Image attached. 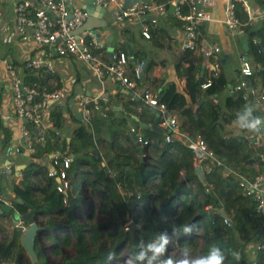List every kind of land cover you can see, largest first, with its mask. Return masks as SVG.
Masks as SVG:
<instances>
[{
    "label": "trees",
    "instance_id": "1",
    "mask_svg": "<svg viewBox=\"0 0 264 264\" xmlns=\"http://www.w3.org/2000/svg\"><path fill=\"white\" fill-rule=\"evenodd\" d=\"M252 8L255 13L264 9V0H253ZM236 12L242 22L247 21V14L239 4ZM167 20L172 25L182 24L179 18L170 14ZM263 25L264 20L259 19L252 26H244L247 42L252 36L260 39L259 51L250 44L247 50L253 52L257 63L250 80L258 91L264 87ZM118 27L122 40L113 51L123 50L129 54L127 45H130L133 54L130 64L145 62V77L137 84L147 82L145 88L154 90L152 92L160 102L179 114L180 129L191 137H202L216 161L210 162V170L201 181L193 165L192 149L184 139L172 138L167 142L168 133L140 127L139 121L158 125L161 118L154 108L140 100L135 101L133 96L118 114L111 108L104 111V115L94 110L90 122L80 121L68 142L60 141L58 137V130L65 121L62 106L55 104L50 113L54 129L48 131L43 144L35 143V153L22 169L21 180L9 183L12 207L5 209L0 201V219L4 216L11 219L14 212L29 215V219L21 218L20 226H14L10 239L0 241V264H23L22 226L27 227L34 217L46 219L40 231L52 243V252L58 253L62 247L72 248V256L63 255L61 264H122L119 254L124 246L131 253L132 264H164L165 259L169 260L168 244L162 257L151 251L154 243L159 246L161 235L168 239L173 237L175 245L189 250H195L200 242L201 258L210 256V249L216 246L225 256L224 264H264V218L256 213L253 199L242 195L237 182V175L253 179L258 170L264 169L261 158L264 140L259 136V145L254 147L247 138L250 133L237 125L251 118L246 116L245 108L251 106L254 109L255 105L243 89L234 94L226 92L228 85L236 82L237 67L229 70L221 64L219 75L201 91L191 64L184 68L181 63H175L177 76L183 72L188 76L191 95L201 93L194 106L185 107V98L177 92L173 82L149 76L155 65L154 58L149 56L147 47L136 44L131 27L127 24ZM168 41L169 34L157 27L150 44L163 48ZM186 55L184 59L189 58ZM24 72L27 80L35 81L39 86L45 85L46 79L52 76L51 72L34 69H24ZM232 72L234 76L230 74ZM215 98L220 99L219 104L214 102ZM137 106L140 109L136 110ZM260 113L254 109L252 116L260 117ZM262 113L264 115V110ZM230 125L233 127L228 128ZM131 126L135 127L134 132L130 130ZM139 137L142 139L141 152L137 145ZM11 139L12 131L3 124L0 116L2 149ZM55 150L71 157L67 170L71 190L65 194L57 191L56 179L48 176V168L38 161ZM204 184H211L213 188L206 192ZM83 190L99 196L112 213L116 211L124 219L129 215L137 227L136 232L125 230L128 220L108 225L80 223L75 207L83 199ZM151 207H156V211ZM140 209L143 213L138 212ZM86 217L91 218L90 215ZM187 225H194L189 234L183 232ZM111 226L113 229L109 230ZM0 231H5L1 222ZM253 241H257L255 247L251 245ZM33 250L37 261L27 259V264H52L44 255L39 235L34 239ZM234 252L239 253V261L232 255Z\"/></svg>",
    "mask_w": 264,
    "mask_h": 264
},
{
    "label": "built area",
    "instance_id": "2",
    "mask_svg": "<svg viewBox=\"0 0 264 264\" xmlns=\"http://www.w3.org/2000/svg\"><path fill=\"white\" fill-rule=\"evenodd\" d=\"M92 3L104 8L101 18L109 23L106 29L114 24L137 25L141 37L148 42L151 41L152 33L159 27L160 20L170 9L171 14L182 21L183 38L178 43L177 50L180 53L198 54L206 59V73L200 84L201 91L207 89L213 79L219 75L222 64L221 54L229 52L217 42L210 44L202 42V25L217 24L222 32L235 37L244 35V26H252L259 19L264 20V9L255 13L251 0H147L137 1L128 6H125V0H92ZM237 4L247 14V21L240 20L236 12ZM12 17L20 41H32L35 45L34 54L23 62V70L53 72L55 57L72 58L87 66L98 80L112 79L129 91H133L138 81L142 79L145 62L135 61L130 64V56L125 51H108L107 37L99 31L100 28L73 33L89 17L88 12L81 5H77L75 0L16 1L12 7ZM10 30L9 25H0V39ZM96 33H99V36ZM259 42L257 36H252L248 46L250 44L259 51ZM237 55L240 81L231 88V91L241 89L246 91L242 77H247L251 90L246 97L250 96L252 102L263 112L264 87L258 91L250 80L257 65L254 54L238 52ZM3 62L6 71V89L14 114L31 126L30 129L26 124H22L18 129L19 144L27 157H31L35 153V143L43 144L48 131L54 129L50 116L51 109L60 102L64 90L62 87L48 89L46 85L39 86L37 82L27 80L25 72L17 69L10 59H4ZM194 76L199 77L198 74ZM183 82L186 91L190 93L187 75ZM200 95L201 93H196L193 100H197ZM139 99L142 104L157 111L161 118L158 125L169 131L165 140L169 142L172 138L184 139L192 149L193 165L200 166L203 175L209 172L210 162L216 160L205 140L199 135L191 137L187 132H183L175 111L169 110L151 90L143 88ZM108 100V93L104 89L99 90L94 97L89 95L74 97L81 117L87 123L90 122L94 110L101 111L104 115V111L109 108ZM214 102L219 103L216 98ZM260 127L264 128V124ZM130 130L134 132L135 127L131 126ZM247 138L254 147H258L259 136L250 133ZM138 142H142L140 137ZM47 156H49L48 176L59 180L57 191L65 194L71 190V181L67 175L71 157L58 150L49 152ZM261 158L264 161V154ZM16 166L17 162L14 158H10L0 166V181L21 180L22 169L16 170ZM40 178L43 179V176L40 175ZM237 182L242 195L253 199L256 213L264 218V169L258 170L253 179L237 175ZM204 185L206 192L213 188L211 184ZM0 201L3 206L12 207L11 198H4L2 193H0ZM224 222H227V219ZM20 225L19 218L15 226ZM130 227L131 221H127L125 230H129ZM26 228L22 226V231L24 232Z\"/></svg>",
    "mask_w": 264,
    "mask_h": 264
},
{
    "label": "crops",
    "instance_id": "3",
    "mask_svg": "<svg viewBox=\"0 0 264 264\" xmlns=\"http://www.w3.org/2000/svg\"><path fill=\"white\" fill-rule=\"evenodd\" d=\"M16 1L20 0H0V25L7 24L11 29L8 33L2 35L0 39V56H2V58H0V116L3 124L6 127L10 128L12 131V139L8 146L5 149H2V147L0 146V166L4 165L10 158H14L17 162V165L22 166V168L20 169H23L26 163L31 160V157H27L25 152H23L24 150L19 144L18 129L22 124L26 123L15 116L11 103L9 101V94L6 89V71L3 60L10 59L17 69L23 70V62L34 54L35 45L32 41H20V39L17 37L12 17V7L14 2ZM251 2L253 3V0H251ZM75 3L77 5L83 4L82 0H75ZM169 14L172 15L170 9L168 11V14H166V16L160 20L159 27L163 28L169 34L170 41H168L163 48H156L154 46H152L151 48L147 47L149 56L153 57L155 61V65L149 73V76L155 77L158 80H164L165 82H173L175 84L177 92L182 94L185 98V107L194 106L201 95L197 100H193L194 96L186 91V85L183 82L186 73L183 72L180 77L177 76L174 65L175 63L179 62L181 63L182 67L185 68L191 64L190 67L192 69V72L194 74H198L199 76H203L206 73V59L201 55L191 54L189 52H186L189 58H183L186 53H180L177 50V45L183 38L182 24L181 26L170 24L167 20V15ZM122 25L123 24H119L117 26L121 27ZM129 26L131 27L134 37L136 38V44H141L138 39V37H141L138 26ZM119 29L120 28L118 27L117 38H113L112 31L110 33L108 32L107 34H104L107 37V40H109V38L111 37L110 46L112 47L117 45L118 41L122 40V36L119 35ZM134 31L136 34L134 33ZM201 33L202 42L206 44L217 42L224 48V50L229 51L227 53L223 52L221 54L222 65L225 64L229 70H231L232 67L236 66L237 70H239L237 53H248V42L244 35L232 37L227 33L222 32L220 27L217 24L213 23L203 24ZM113 39L115 43H112ZM141 39L144 43H151L148 41L145 42L142 37ZM244 43H247L246 46L244 45ZM143 46L146 47V44H144ZM233 56H235L237 60V65L233 60ZM158 57L165 60L162 61L163 63H165V67L156 63ZM54 65L55 70L51 72L52 76L46 79L45 85L53 88L62 87L64 90L62 98L58 103V105H61L64 110L63 117L65 121L63 127L58 130V137L60 138V141H70L73 130L79 126L80 121H83L80 110L74 101L75 96L89 95L90 97H94L95 95H97L99 90L104 89L108 93L109 108H111L113 111H115V113L118 114L119 112H123V108L126 103L131 102L130 98L132 96L134 97L135 101L140 100V92L148 85L147 82L143 85L137 84V87L133 91H129L112 79L107 78L103 81H100L90 72L87 66L72 58L62 59L55 57ZM230 74L233 75V72ZM236 75V82L234 84L228 85L226 92H229L231 94L235 93L234 91H231V88L234 85H237L240 81L238 73ZM142 77L144 78L145 76L143 75ZM152 91L154 92V90ZM218 101L220 103V99H218ZM135 109L138 110L140 109V107L137 106L135 107ZM254 109H259L261 111L257 104L254 105ZM175 113L177 115L180 126V116L177 112ZM260 117L264 118L262 111ZM128 121L131 125L132 121L130 119ZM262 138L264 140V136H262ZM39 162L42 165L48 167L49 156L43 159H39ZM104 164L105 161L103 160L102 165ZM9 183L11 182L4 179L0 181V193H2V195L6 199H9L11 197L9 194ZM7 218L8 217L4 216L0 219V222L2 223ZM11 222L12 225L15 226L14 216H12Z\"/></svg>",
    "mask_w": 264,
    "mask_h": 264
},
{
    "label": "rangeland",
    "instance_id": "4",
    "mask_svg": "<svg viewBox=\"0 0 264 264\" xmlns=\"http://www.w3.org/2000/svg\"><path fill=\"white\" fill-rule=\"evenodd\" d=\"M117 29H118V26L114 24V25H111V27L109 29L100 28L99 31L102 34H107L108 32L110 33L112 31L113 38H117V36H118V30ZM134 33H135V31H134ZM138 39H139L142 46L144 44H146V47H148V48L152 47L150 43L142 42L141 37H138ZM112 43H115L114 39L112 40ZM0 58H2V56H0ZM177 59H179V58H177ZM233 60L235 61V64L237 65V60H236L235 56H233ZM162 61H165V60L158 57V60L156 63H158V65L165 67V63H163ZM258 111H259V113L261 112L259 109H258ZM227 127L232 128L233 125H230ZM120 192L124 193L123 190H121ZM81 195H82L83 199L81 200L80 204L75 207V214H76V217L80 223H83V224L89 226L93 223L108 225L114 221H117L118 224L122 223L125 220H128V222L131 221L129 215H126L125 219H124V217L120 213H118L116 211H114L112 213L108 209V207L105 205V203L101 200V198L99 196L90 195L87 190H83L81 192ZM151 210L156 211V207H151ZM138 212L143 213V210L140 209V210H138ZM89 215L91 216V218L86 217ZM45 220L46 219L44 217H34V222L39 227L45 226V223H46ZM2 225L5 228V231H0V241L4 238L10 239L12 237V232L14 229V226L12 225L10 217H8L5 221H3ZM120 226H122V224H120ZM136 228L137 227L132 229L130 227V231L132 233H135ZM112 229H113L112 226L109 227V230H112ZM42 233L43 232H41L39 234V238H40L41 244H42L43 249H44V255L47 256L48 260L52 264H61L63 261V255H66L69 257L72 256L73 250L71 247H62L58 253L52 252L51 251L52 250V243L50 242L49 239L45 238ZM53 233L58 235L57 232H52V234ZM256 243H257V241H253V243L251 244L252 247H255ZM166 252H167L169 260H171L173 262V264H180V262L182 260H184L185 258H188L190 260H196V259L201 258V243L200 242L198 243V246L195 250H189V249L182 248V247L175 245L174 238L172 237L169 239V243H168V247L166 249ZM27 259H29L32 262L37 261L36 255H34L33 253H30L27 250V248L25 247V253L22 255L23 264H27ZM119 261L122 264H132L131 253L127 249V246H124L121 249L120 254H119ZM3 264H8V263H3ZM111 264H113V262H111Z\"/></svg>",
    "mask_w": 264,
    "mask_h": 264
},
{
    "label": "water",
    "instance_id": "5",
    "mask_svg": "<svg viewBox=\"0 0 264 264\" xmlns=\"http://www.w3.org/2000/svg\"><path fill=\"white\" fill-rule=\"evenodd\" d=\"M137 1H147V0H125V6H128V5H130V4L134 3V2H137ZM81 6L88 12L89 17L86 19V21L83 23V25L80 28H78L76 31H73L74 34H77L80 31L86 30V29H94V28H104V29H106L108 27L109 23L101 18L102 17V12L104 11V8H102L101 6L94 5L92 3V0H84L83 4ZM96 35L99 36V33H96ZM110 41H111V37L109 38V40L107 41L106 44L108 46V51L112 52L113 51V47L110 46ZM246 44L247 43H244L245 46H246ZM127 49L129 51L130 59H132L133 58V54H132V51L130 50V45H127ZM144 68H145V66H144ZM198 81L200 82V84L203 82V76L202 75H200L198 77ZM242 81H244L246 94H249L251 89H250L248 78L247 77H242ZM139 125H140V127H152L153 129L159 131L162 134H165V133L169 132L168 130H165V129L161 128L157 124H150V123H145V122L139 121ZM33 131H34V133H36V129H34ZM137 145H138V148H139V152H141L142 151V146L140 145L139 142H137ZM216 164H218V163H216ZM20 168H22L21 165H17L16 166V170H18ZM194 168H195L196 174L198 175L199 179L201 181H204V175H203V172H202L200 166H195ZM224 170L228 171L227 168H225ZM56 181L59 182L58 179H56ZM3 207L5 209H9L8 206H3ZM221 214L223 216H225L223 210H221ZM13 216H14V222L15 223L18 222L19 218L29 219V215L28 214L19 215L17 212H14ZM135 227H136V225H134L131 222V228L133 229ZM40 233H41L40 227L33 220L31 223H29L27 228L24 230L22 238H21L22 246L24 248L26 247L27 250L30 253H33L34 255H36L34 250H33L34 239ZM154 247H158L157 244L154 243L151 246V251H152V249ZM157 255L159 257H162V254H157Z\"/></svg>",
    "mask_w": 264,
    "mask_h": 264
},
{
    "label": "clouds",
    "instance_id": "6",
    "mask_svg": "<svg viewBox=\"0 0 264 264\" xmlns=\"http://www.w3.org/2000/svg\"><path fill=\"white\" fill-rule=\"evenodd\" d=\"M253 111L254 109L251 106L245 108L246 116L251 118L246 122H238L237 125L241 130L252 133L253 135L264 136V128L260 127L262 124H264V118H261L259 116H252ZM193 228L194 225H187L184 227L183 232L185 234H189L193 231ZM168 243L169 239L166 236L161 235L159 246L152 249L154 255L163 254L165 252V245H167ZM210 252L211 255L207 258L202 257L196 260L185 258L180 262V264H224L225 256L220 248L213 246L210 249ZM232 255L237 261L240 260V255L238 252H234ZM164 264H173V262L171 260L165 259Z\"/></svg>",
    "mask_w": 264,
    "mask_h": 264
}]
</instances>
